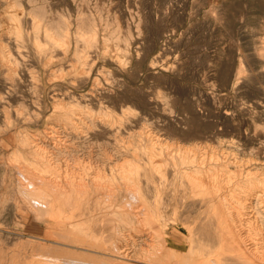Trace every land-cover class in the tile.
Returning <instances> with one entry per match:
<instances>
[{"label":"bare ground","instance_id":"bare-ground-1","mask_svg":"<svg viewBox=\"0 0 264 264\" xmlns=\"http://www.w3.org/2000/svg\"><path fill=\"white\" fill-rule=\"evenodd\" d=\"M18 11L21 12V10ZM18 11H7L6 15V21L8 20L10 23L8 32L16 39V43L13 41L16 48H20V43L24 41L23 27H21L24 21L21 17L23 18L25 15L20 17ZM4 12L6 11L4 10ZM71 16L73 15L71 14ZM75 27L77 28L76 25ZM32 29L35 35L33 45L38 46L35 47L38 53H44L46 56V58L43 56L46 65L50 64L52 57L55 56L48 54L50 49L44 48L47 43L50 47H69L68 31L64 29L58 31L49 27L45 20L39 16L33 18ZM41 31L48 40L44 46L42 45L43 47L38 41V34ZM95 35V30L92 28L87 32L76 31L77 38L83 40L84 45L89 48L95 41ZM40 37L42 38V36ZM97 37L99 38V36ZM108 38L110 39V37ZM9 40H5L4 37V41L9 42ZM29 45L31 46V44ZM25 48L28 49V46ZM262 52L259 53V57L264 56ZM80 53L76 50V61L84 63V53ZM22 55L24 56V53ZM23 56H20L26 60L23 64L28 63V59H24ZM7 63L10 67L7 66L8 70H5L12 78L19 63L5 46L0 45V65H7ZM34 63L32 66L36 65V61ZM122 67L120 65V68ZM122 70L124 71V69ZM241 72L242 69L238 68L233 75L234 87L239 84V79L241 80ZM2 76L4 75L2 74ZM221 76L222 80L227 82L231 77L230 70L224 69ZM254 78H260L263 81L264 74H256L253 78L251 77V79ZM84 80L81 81L84 82ZM212 83L211 87L215 84L212 85ZM106 93L108 92L106 91ZM15 95L17 97V94ZM55 95L57 96V94ZM56 96L53 98V112L46 119V127L41 130L38 129L42 125L41 113L34 114V110H32L34 114L32 116L28 109V112L25 110V106H23L24 109L20 108L15 112V121L20 127L14 138L16 149L6 153L5 159L8 160L6 161L9 162L15 176V191L20 202L18 209L22 210V206L30 213L39 236L31 235L26 239L27 243L24 247L13 243L15 248L14 252H11L12 260L8 259L10 264H264V234L259 227V224H264L262 223L264 221L259 220L260 216H264V160L256 157L257 164L254 163L253 167H247L246 164L249 162L244 161L245 155L241 153V150L245 151L248 147L238 145L231 147L229 145L230 147L228 146L223 151V148L207 147L208 142L205 146L198 144V141V143L179 145L180 142L173 141V137H165L168 134L166 135L164 132L163 126L147 125V127L140 128L139 131H133L127 125L125 116L114 115L115 112L111 113V111L95 113L96 110H93V113L90 111L91 108L89 110L87 106L75 100L76 98L73 99V96L71 102H65ZM82 97L84 98V96ZM83 98L82 100H84ZM4 100V96L0 95V113L4 115L5 121H2L6 123L5 128H1L0 135L3 132H8L13 123L9 116V106H6L7 100L10 99H7L6 102ZM152 101L150 99L149 104H154ZM34 102L37 103L36 100ZM174 104H170V106ZM244 107L247 109L246 106ZM158 111L163 110L159 108ZM125 112L122 111V113ZM160 116L159 118H161ZM31 124L38 126L36 132L25 127ZM153 124L155 123L153 122ZM103 139L106 140L107 148L103 149L102 159L93 161L95 158L89 152L83 156L79 154L78 147L80 145ZM231 143L233 144V142ZM110 144L113 145L112 150L108 148ZM2 145H5L4 142ZM89 147L91 146L89 145ZM249 205L257 210L254 215L256 216L257 213V221H255L257 218L251 220L248 219L249 217H245L247 212L245 210L250 208ZM170 211L174 215L170 224L172 230L169 227L168 212ZM252 229L256 230L255 235L251 233ZM262 229H264L263 226ZM183 230H186L187 233L185 234ZM7 239L4 240L7 241ZM178 239L182 240L181 244H177ZM184 244L186 248H179ZM4 250V247L0 246V264H5L4 257L2 258L6 253Z\"/></svg>","mask_w":264,"mask_h":264},{"label":"rangeland","instance_id":"rangeland-1","mask_svg":"<svg viewBox=\"0 0 264 264\" xmlns=\"http://www.w3.org/2000/svg\"><path fill=\"white\" fill-rule=\"evenodd\" d=\"M0 3V40L3 39L0 41L2 43L0 45L5 46L19 63L18 68L16 67V73L12 75V78L9 77L8 72L5 70H8L7 66L10 67L9 63L7 65H0V70L4 71H0V91L2 92H0V95L1 97L4 96L5 102L7 99H10L7 100L6 106H9V116L13 122L8 132H3L0 135V246L4 247V252H6L2 256V258L4 257L5 264H8L12 260L11 252H14L13 249L15 248L13 243L24 247L27 243L26 239L30 238L31 235L39 236L38 231L35 229V222L29 215L30 213L22 206V210L18 209L20 202L15 191V176L11 171L9 162L7 163L8 160L5 159L8 153L16 149L14 138L20 127L15 121V112L23 108V106H25V110H29L32 116L41 113L40 115L44 119H42V125L39 128L34 124L25 126L33 132H36L37 128L41 130L46 127V119L53 112V98L57 94L56 97L63 99L65 102L73 101L71 98L73 96V99L76 98L75 100L87 106L89 110L91 108L90 111L96 110L95 113L111 111V113L115 112L114 115L125 116L127 117V125L133 131H139L140 128L143 126L147 127V125H160L165 128L164 132L166 135L168 134L165 137H173V141L180 142L179 145L199 142L198 144L205 146L208 142L207 147H212L213 149L223 148V151L229 145L231 147L237 145L240 147L246 146L248 149L245 151L241 150L242 152H240L245 155L244 161L246 162L247 160L249 162L247 164H250L249 166L246 164L247 167H253L254 163L257 164L256 157L264 160V80L261 81L260 78L251 79L256 74H264V56L259 57V53L262 51L264 54V0H0ZM214 8L216 9L214 10ZM18 10H21L23 14ZM7 11H18L17 13L20 12V17L25 15L24 19L21 17L24 21L21 24L24 41L20 43V48H16L14 44V42L16 43V39L8 32L10 23L8 20L6 21ZM214 13H216V16ZM35 16L43 18L49 27L58 31L64 29L69 34V47L63 48L61 46L50 47L43 32H39L38 41L41 43V46L47 43L48 47L45 45L44 48L50 49L48 54L51 56L55 55L48 65L44 64L46 58L44 53H38L36 50L38 46L36 44L33 45L35 35L32 29V20ZM215 18L216 20H220L216 21ZM5 21L6 23L8 22L7 25ZM90 28L95 30L96 35L93 45L89 48L84 45L83 40L77 38L76 31L87 32ZM4 37L5 40L10 39L12 41H4ZM41 39L43 42L40 41ZM27 46L29 50L25 48ZM76 50L79 53L81 51L82 54L84 53V63L76 61ZM23 53L24 56L22 55ZM29 55L31 57H28ZM20 56L28 59L27 61L29 62L23 64L26 60H23ZM53 58L54 61H52ZM35 61L36 65L32 66V64H35ZM120 65L121 67L123 65V67L120 68ZM155 65L158 66L155 67ZM170 66L175 67L170 68ZM238 68L242 69V76L240 75L241 80L239 79V84H236L237 86L235 85L234 87L233 75ZM224 69H229L231 74L227 82H224L221 76ZM84 79H88L89 81ZM81 80H84V82ZM113 82L115 83L113 84ZM211 83L212 85L215 84L211 87ZM14 93L17 94V97ZM32 93L35 94L33 95ZM51 94L54 95L52 96ZM148 94L150 97L147 96ZM149 98L151 101L155 98L154 102L152 101L154 104H149ZM33 100H36L37 103ZM170 104L174 105L170 106ZM124 106H127L126 109ZM159 108L163 111H158ZM32 110H34V114ZM122 111H126L127 115L122 113ZM158 115H161V118ZM4 119V115L0 113V130L1 128H5L6 123ZM3 142L4 146L2 145ZM105 143L106 140L103 139L87 143L86 145H80L78 147L79 154L83 156V154L87 155L91 153L95 158L93 161L100 160L103 156V149L107 148ZM112 147L113 145L110 144L108 148L111 149ZM97 149L99 150L98 152ZM251 206L249 205L250 208H248L250 210H245V212L247 211L245 217H249L248 219L251 220L257 218L255 220L257 221V213L254 216L257 210ZM168 215L170 227L174 215L171 214V211L168 212ZM260 219L264 221V216H260ZM262 226L264 228V224H259L261 232L264 234ZM170 229L172 230V226ZM183 231L185 234L187 233L186 230ZM255 232L256 230L252 229L251 233L255 235ZM2 237L5 240L8 238L7 241ZM9 243L11 244L9 245ZM181 243L182 240L178 239L177 244ZM179 248H186V245L184 244V246ZM7 251L9 252L7 253Z\"/></svg>","mask_w":264,"mask_h":264}]
</instances>
